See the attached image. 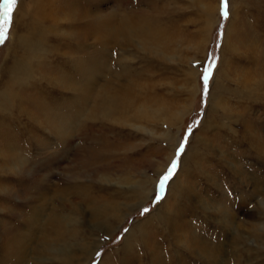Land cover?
<instances>
[{
  "label": "rangeland",
  "instance_id": "374dc122",
  "mask_svg": "<svg viewBox=\"0 0 264 264\" xmlns=\"http://www.w3.org/2000/svg\"><path fill=\"white\" fill-rule=\"evenodd\" d=\"M46 1L51 7L52 16L48 19L53 21V27L48 23L42 31L44 36L39 40L42 49L38 52L41 54L38 60H33L17 45L16 48L13 41L31 38L21 24H31V15L43 18L42 4L36 0H0V87L6 80H3V65L18 56H24L30 65L45 67L48 64L51 65L47 66L49 69L61 73L45 80L36 71L31 75L33 80H38L37 85L25 98L26 109L20 107V111H15L19 119L14 122L15 132L12 126L9 129L5 115L0 116V135L10 130L11 142L22 140L36 146L32 147L31 153L21 152L30 165L35 166L33 172H28L29 178H23L24 182L17 181L14 175L19 173L15 170L8 171V174L0 171V264H12L7 246L10 228L15 243V264H76L77 261L79 264L81 261L83 264L84 261L85 264H101L112 254L122 258L120 249L128 233H135L131 241L136 243L133 248L137 247L138 252L127 254L120 264H156L149 260L147 243L151 249L162 250L165 257L167 255V264H170L169 258L174 261L172 264H203L198 248L191 253L188 238L195 236L200 241L207 236L218 244L225 236L217 224L220 216L210 212L206 218L201 211L198 202L202 199L232 211L235 225L248 239L245 244L238 245L237 254L227 252L222 264H261L264 251L259 253L261 249L253 237L248 238L247 229L251 224H259L264 230L263 216L252 219L248 214H260L254 190L257 185H264V153L257 152V145L249 134L251 130L252 135L258 134L261 143L264 142V90L260 95L252 96V92L241 85L250 77L255 81L264 76V0ZM19 4L27 9L26 18L22 14L24 11L18 9ZM79 11L85 12L86 18L79 16L76 22L72 16L75 13L81 15ZM21 16L25 19L19 21ZM87 23L92 26L88 42L66 36L74 31L71 26L76 32L83 33L87 30ZM154 38L159 39L160 47L167 44L168 61L148 49L154 48ZM225 41L230 50L225 49ZM97 53L103 56L105 63H94L93 56ZM75 59L80 61L76 66L78 72L90 73L91 93L97 97L89 96L82 74L75 73L74 66L71 68V61ZM192 68L198 75L194 82L188 73ZM221 84L226 86V91L218 89ZM240 90L243 95L239 96ZM142 91L143 100L149 96L148 100L153 101L150 107H166L171 114L169 118L179 111L186 112L182 124L171 127L161 122L153 128L151 123L143 121L144 131L128 125L122 127L103 118V113L98 111L101 103L98 96L103 97L105 93L114 94L117 99L128 96L130 105L138 109L142 106ZM213 92L221 97L213 100L218 110L215 108L212 118L215 116L216 119L208 116ZM73 99L77 103L70 106ZM206 118L207 122L211 119L210 122L219 127L201 131ZM149 128H153V134ZM246 128L249 135L244 132ZM164 133L177 140L175 149L169 148L166 141L169 136ZM5 139L0 136V145L10 141ZM62 142H68V147L63 148ZM43 143L48 146L45 152L37 146ZM190 145L193 148L188 150ZM160 150L162 154L157 153ZM190 154L198 155V163L196 160L195 164L189 162L180 174L182 160ZM52 155H57L56 159ZM230 161L240 172L241 181L232 178ZM71 167L76 169V174H72ZM190 167L194 179L189 178ZM206 167L213 176L209 183L204 175ZM160 171L162 174L158 178ZM145 179H157L158 183L150 200L136 209L139 202L133 194L135 189L126 185L127 182L140 184ZM122 180L126 184L120 183ZM216 181L224 186L222 196L215 193L213 183ZM178 182L187 187V195H178L177 202L169 200V206L177 208L176 216L161 223L157 209L162 206L169 185ZM17 183H21L23 189L18 188ZM63 191L73 194V199L62 197ZM26 196L35 200L31 208L23 202ZM4 198L10 200L4 203ZM63 203L65 206L76 204V213L74 210L70 215L61 207ZM120 205L125 208L120 211L114 231L105 232L104 228L99 229L98 222L93 223L94 211ZM40 206L44 216L36 217L34 224L30 223V215L35 207ZM129 208L133 211L128 213ZM108 213L112 211H106L105 216ZM65 215L74 217L73 224L64 223L60 228L56 219ZM147 221L152 227L147 229L149 240L147 243L138 242L140 225ZM113 222L114 219L106 220L103 224ZM174 224L179 227L173 232ZM233 233L228 236H234ZM59 235L63 242L58 240ZM47 240L77 248L75 262H66V258L56 261L45 254L43 248ZM87 245H91L93 254L84 259L82 248Z\"/></svg>",
  "mask_w": 264,
  "mask_h": 264
},
{
  "label": "bare ground",
  "instance_id": "6f19581e",
  "mask_svg": "<svg viewBox=\"0 0 264 264\" xmlns=\"http://www.w3.org/2000/svg\"><path fill=\"white\" fill-rule=\"evenodd\" d=\"M36 2L39 3V4L40 3L42 4V9H43L42 17L43 18L40 19V18H37V17L31 15V24H28V25L21 24V26L24 27V30H26V32L28 34H31V38L28 39V40H26V39H20V40L15 39V41H13V45L15 44V47H16V45L18 47H20V49H22V51L26 52L29 55V58L32 57L33 60H38L39 59V55L41 54V53H38V52L42 49V46L39 44L40 37L44 36V32H42V31L45 29V27L48 25V23H50L48 25L49 27H51V28L53 27L52 26L53 25V21H49V19H48V18H50L52 16V14L50 12L51 11V7H50L49 2H47L46 0H36ZM21 3H23V1ZM20 8L24 11L22 14H24V17L26 18L27 17V12H28L27 9L26 8L23 9V5L22 4H19L18 9H20ZM90 10H89V12H90ZM80 13H82V12H80ZM46 15H47V17H45ZM83 15L86 18L85 12H83L81 15L75 13V14H73L72 17L75 19L76 22H78L79 21V16L82 17ZM24 17L21 16L20 17L21 20H19V21L24 20L25 19ZM89 25L87 23V26H86L87 30L84 31L83 33L76 32L75 31L76 28H74V26H71L73 28L72 30H74V31H72L70 34H67L66 36H68V38L70 37V39L76 38L77 41L78 40H80V41L83 40L84 42H88L89 38H90L89 35H91V27H92V26H89ZM239 31H241V30H239ZM228 32L229 31H227V33ZM61 36H63V35H61ZM58 39H59V37H58ZM224 44H225L224 45L225 49L230 50L229 45L228 44L226 45V41H225ZM164 46H165V48H164ZM153 47L154 48H148V49L150 51H152V52H156L155 54L157 55V57H160L162 60H164V61H168L169 60L168 59L169 58V53H168V49H167V44L161 45V47H160L159 39L154 38V46ZM37 53H38V55L33 56L34 54H37ZM91 57H92V55L89 56V58H91ZM93 57H94V63H102V62L105 63L106 62L105 59H102L103 56L100 55L99 53H97ZM79 62L80 61L78 59L72 60L71 61V68L74 66L75 70L73 69V71L75 73L77 71V73H79L80 75L82 74L81 77L83 78V81H85L87 83V85H86L87 86V93L89 94V96H93L95 98V97H97V95L91 93L92 92L91 89H92L93 86L91 84V80L92 79H90L91 78L90 73H88V71L84 72L83 70L78 72L77 67L79 66ZM262 63H264V62H262ZM47 66H51V65L45 64V67L40 66V64H35L34 66L30 65V64H28L27 60H25L24 56H18L16 59H14V61L9 62V63L6 62L3 65V68H2V72L4 74L3 80H5V79L6 80H5V82L2 83V85H1L2 87H0V116H4L5 115V117H4L5 119L4 120L7 119V121H9V124H10L9 129H11L10 127L12 126L13 132H15V128H14L15 124H14V122L19 120L18 117L15 115V111L19 110L20 107L23 110L26 109V107L24 105L25 101H26L25 98L26 97L28 98V94L30 95V91H34V87H35L34 85H37V81L38 80H33V77L31 75H33V73H35V71H36V73H38L42 77V79H44V80L49 78V77H52V75H55V76H60L61 75V73L58 70L49 69ZM84 68H85V70L86 69L88 70V68L86 66H84ZM188 73H189L190 76H192L191 80H192V82H194L196 80V77L198 76L196 71H195V69L194 68L190 69V71ZM250 78L247 79V81H245L241 86L245 90L252 92V96L260 95L261 91L263 93V90H264V76L261 78V80H255V81H254V79L250 80ZM31 87L33 88V90H32ZM225 87L226 86L224 84L223 85L221 84V85L218 86V89H220L222 91H226L227 89ZM192 91H194L193 88H192ZM124 92H126V90H124ZM213 93L211 94L212 100H211L210 105H209L211 107V110L209 111V115H208V116L211 117V119L215 118V116H214V118H212L213 112H215V108H216V111L218 110L217 107L215 106V102L213 100L221 98L219 93H214V94ZM143 94H144L143 91H142V94L140 92V95H142V100H143ZM238 95L239 96L243 95V91L240 90ZM138 96L139 95H137V97ZM262 96H264V93L262 94ZM148 97L149 96H147V98H144V100L142 101V106L137 109V107L133 108V106L130 105V99H129L128 96H127V98L126 97H124V98L122 97V98H118L117 99V97L114 96V94L112 96H110L109 94L105 93L103 97H102V95L98 96V99L101 100V103H99L100 106H98L99 107L98 111L103 113V118H109L113 122L121 124L122 127L124 125H128V126H131L133 128H137L138 130H144V131H146V127L141 124L143 121H146L148 124L151 123L153 128L158 123H161V122L164 123V125L167 124L168 126H171V127L179 126L180 124H182L183 118L186 115V112L179 111L178 113H175V115H173L172 118H169V117H171V114H169L167 112V110H165L166 107H163V108L159 107L158 109H154L153 107H150L149 105L153 101L151 99L148 100ZM31 103H32V101H31ZM76 103H77V101L75 99H73L70 102V106L75 105ZM29 105H30V103H29ZM33 107H34V105H33ZM35 108H38V107H35ZM4 113H6V114H4ZM225 119H226V117H225ZM210 120L207 122V118L205 119V121L203 122V125L200 128L201 131H203V130L205 131L207 128H209L210 130H213L215 127H219V125L217 126L216 124L214 126V124H212L210 122ZM146 122H145V124H146ZM230 122H232V121H230ZM230 124H232V123H230ZM220 127L223 128V125H220ZM153 128H149V131L152 134L154 132ZM231 128L232 127H230L229 129H231ZM9 131H7L5 134L3 132L0 135L2 138L6 137V139L10 140V141H6V142H1V145H0V171L3 172V173L5 172V174H6L8 171L12 172L13 170H15L16 172L19 173V175H14V176H16L18 178L17 181L19 182V180H21L20 182H24L23 178L28 177L29 176L28 172H30V173L33 172L35 170V166L30 165L29 160L27 158H25L21 152H23V153H26V152L31 153V150H33V148L36 147V146L30 144L29 142H21L22 140L20 142H11L12 136H11V134L8 133ZM250 131L251 130H249V134L251 135L252 140H254L253 142L256 143V145H257L255 147L257 149V152L258 153H264V144H262L264 142L261 143L260 136L258 134L252 135V133H250ZM244 132L246 133V135H249V134H247V128H246V130H244ZM164 134H166V133H164ZM207 134H209V133H207ZM167 135L169 136L168 133L166 134V136ZM18 138H20V137H18ZM194 139H195V136H194ZM194 139H193L194 142L197 141L196 139L195 140ZM24 141H26V140H24ZM151 141H154V139H151ZM166 141L170 144L169 148L175 149L177 140L175 141L174 136L170 135L168 140H166ZM193 141L191 142V145L193 144ZM199 142H201V140ZM258 142H260L259 145L257 144ZM62 143H63V148L64 147H68V142H62ZM204 144H205V142H204ZM191 145L189 146L188 150H191L193 148V147H191ZM198 145L201 146L200 143ZM37 146L40 147L39 150L48 149V146L45 143L40 144V145L37 144ZM44 152H45V150H44ZM157 153L162 154V151L160 150ZM56 156L57 155H52L51 157H54L56 159ZM95 157H97V156L95 155ZM186 158H187V155L182 160V164H181V168H180V174L183 171L185 166H189V162H194V164H195L197 159H199L197 154H193L192 156L190 154L188 156V158L187 159ZM225 160H227V159H224V161ZM222 162H223V160H222ZM231 162L232 161L229 162V169L232 170L230 172V173H232V178H236L237 177V179L239 181L241 179V176L238 175L240 172L238 173L236 171V169L234 168V166L232 165ZM197 163H198V161H197ZM43 164L44 163H42V166H43ZM164 166H166V165H164ZM37 168L38 167L36 166V170H37ZM207 168H208V170H207ZM70 171L72 172V174H76V172H75L76 169L74 167L73 168L71 167ZM189 172L191 174V176H189V178L194 179V176L192 174V167H190ZM161 174H162L161 171L159 173H157V177L160 178ZM180 174H178L177 177H179ZM9 175H11V174H9ZM204 175H205V179L207 178L208 183L212 182L211 179H212L213 176L209 172V167L205 168ZM72 179L75 180V178H72ZM102 181L109 183L107 180H102ZM111 181H113V180L110 177V183H111ZM120 183H122L123 185L126 184L125 180L120 181ZM157 183H158L157 179L156 180L155 179H152V180L151 179H149V180L147 179V181L145 179L140 184H132L130 182H127L126 186H131L130 188L135 189L133 191V194H134V196H136L138 198V202H139V204H137V206L135 205L136 209H138L139 207L143 206L147 201L150 200L153 192L155 191L154 188H156L155 186H156ZM260 183L261 182H258V184H260ZM17 184L19 186L18 188L23 189V187L21 186V183H17ZM73 186H75V185H73ZM213 186L216 188V192H215L216 194L218 193V195H220V196H222L224 194V190H223L224 186L222 184L220 185L216 181V182L213 183ZM40 191H41V189H40ZM186 192H187V187L185 185L179 183V182L175 183L173 185H169L168 191H167V195H166V197H165V199H164V201L162 203V206L158 207V209H157V211L160 212L159 215H158V219H159V221L161 223H165V222L171 220L172 217L176 216V211L175 210H177V208H175L174 206L170 207L169 206V200H175L176 201L178 199V195L180 197L182 195L185 196V194L187 195ZM188 193H189V191H188ZM254 193L256 195V198L259 200L258 201L259 203H256V206L259 209L260 214H258V212L257 213L256 212H249L248 214L251 216L252 219L258 218L259 216H263V219H264V185H262V186L257 185L256 189L254 190ZM29 195H31V194H29ZM61 195H62V197H65V196H70L71 198L73 197V194H69L68 192L66 193L65 191H63L61 193ZM122 195H124V194H122ZM189 195L191 197H193L191 194H189ZM207 195L208 194L204 195V197L205 196L207 197ZM7 196H5V197H7ZM8 200H10V199L4 198V203H6ZM41 200H43V199H41ZM23 202L27 203V207L28 208H31L33 206L35 200H34V198L32 200L31 197L26 196V198H25V200ZM198 204L200 206L201 211L206 215V218H209L208 217V213H210V212H214V213H216V214H218L220 216V217L218 216L219 219L217 220V224H218L219 228H221V232L223 233V236H225V239H223V242L221 241V243L215 244V243H213L211 241V237H207L206 236L205 237L206 239L203 238V240H200V241H198L199 239L197 237H195V236L190 237V238H188V240L190 242V251L193 254L194 253L193 249L194 248H198V250H199L198 253L200 254V256H201V258L203 260V264H222L223 263L222 258L227 256V254H226L227 252L229 254H230V252L231 253H236V249L239 250L238 249L239 248L238 245H240L241 242H243V244H245L248 239L244 238L245 237V236H243L244 232L242 234L241 230H239V227L235 225V215H234V213L232 211L228 212L227 210H225L224 208L220 207L216 203L215 204H213V203L210 204V203L203 202V199H202V202H198ZM75 206H76V204L72 205L71 203H68V206H65L64 203H63L61 207H63L64 210L69 211L70 215H73L74 214V210H75V213H76V209H77ZM123 208H125V205H120V206H118L116 208H113V209L110 208V209H107V210H104V209L101 208L100 210L94 211L92 213L93 215L91 216L92 217L91 219H92L94 224L96 222H98L97 226L99 227V229L100 228H104V229H102L103 231L112 232V231L115 230L114 225L119 221L120 215H121L120 211ZM193 208L195 209V207H193ZM42 210H43L42 206L35 207V210L30 215V218H29L28 221L30 223L34 224V220H35L36 217L40 218V217L44 216ZM106 211H112V213H108L107 216H105L106 215ZM132 211H133V208H129L128 213L132 212ZM235 211H237V210H235ZM128 213H127V215H128ZM70 215L69 216H67V215L59 216L56 219L57 226H60V228H61V226L64 223H66L67 225L73 224L72 221H73L74 217H70ZM153 216L154 215L150 216L149 219H151ZM122 217H123V215H122ZM112 219H114L113 223L107 224V225L103 224V221H106V220L111 221ZM149 225H150L149 221L145 222L144 225H140L142 230L139 232V234L137 233V235L139 236V239L137 237L138 242H140L141 240H143L144 243L148 242L147 240H149V238H147V234H148L147 232H149V231H147V229L151 230V228H152ZM262 225L264 227V222L262 223ZM177 227H179V226L177 224H174L173 232L175 231V228H177ZM42 228L43 227H40V229H42ZM98 231H100V230H98ZM232 233H233L234 236H232V237L228 236V234L232 235ZM7 234L6 235H7V246H8L9 259L12 262V264H15L16 259L14 261V257H13V250L15 249V243H14V239H13L14 238L13 237V232H11V228L9 229V231H7ZM134 235H135V233H128L127 234V237L125 238L124 245L120 249L121 253L123 254L122 258L117 257L116 255L112 254V255H109V256H111V258L108 261H106L107 259H105V258L109 257V256H106L103 259L101 264H120V262L122 263V262L125 261V257H126L127 254L129 256V254H132L134 252H138L137 251V247H136V249L133 248L136 243L131 241V238ZM247 235H248V238L253 237L255 242L258 243V247H259V249H261L259 251V253L263 252L264 251V230L260 229L259 224H251V226L247 229ZM148 237H149V235H148ZM57 238H58L59 241L63 242L62 236L59 235ZM70 238H71V236H70ZM58 243L59 244H56V242L55 243L54 242H49L47 240L45 242V248H43V252L45 254H48L49 256H51L56 261H62V260H65V258H66V259H68V260H65L66 262L67 261L75 262L74 260L76 259V256H77V253L79 252V250H77V248H75L74 246L70 245V247H69L67 244H61L60 242H58ZM148 244L149 243H147V247H149V248H147V249L150 252L149 253L150 259L149 260H152V262H155L156 264H167V255L165 257V253H163V251L161 249H160L161 250L160 252L156 251V249H153V248L151 249V246H149ZM92 254H93V251H92L91 245L83 246L82 255H84V259L90 258L92 256ZM115 256L118 259H115ZM135 257H133V258H135ZM235 257L236 256H234L233 258H235ZM262 257H263V255H262ZM128 258H130V257H128ZM169 259H170V264H172V262H174V261L172 260V258H169ZM261 259H264V258H261ZM261 259H259V260H261ZM237 261H238V259H237ZM75 263L79 264V261H77ZM80 264H83V262L81 261ZM84 264H85V261H84ZM123 264H125V263H123ZM225 264H228V263L225 262ZM261 264H264V261H262Z\"/></svg>",
  "mask_w": 264,
  "mask_h": 264
}]
</instances>
